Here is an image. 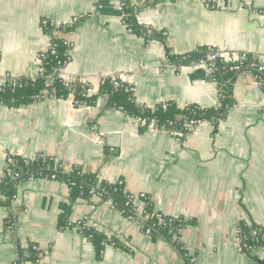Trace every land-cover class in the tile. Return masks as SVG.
I'll list each match as a JSON object with an SVG mask.
<instances>
[{
	"label": "crops",
	"instance_id": "1",
	"mask_svg": "<svg viewBox=\"0 0 264 264\" xmlns=\"http://www.w3.org/2000/svg\"><path fill=\"white\" fill-rule=\"evenodd\" d=\"M124 4L139 26L164 38L132 32ZM44 18L50 35L72 43L63 74L85 80L86 96L95 98L76 109L53 97L0 105V178L14 156L52 157L64 172L80 166L188 220L179 240L193 264H264V247L244 251L237 234L242 223L264 226V90L255 75H235L224 117L180 135L148 127L100 93L101 80L118 74L139 105L219 107L218 82L205 66L177 67L168 54L225 47L264 64V0L210 7L204 0H0V87L37 72L50 41ZM73 23L69 33L57 29ZM110 204L53 178L20 182L11 203H0V264H183L169 243ZM84 216L97 227L82 229ZM28 246L39 250L37 261Z\"/></svg>",
	"mask_w": 264,
	"mask_h": 264
},
{
	"label": "trees",
	"instance_id": "2",
	"mask_svg": "<svg viewBox=\"0 0 264 264\" xmlns=\"http://www.w3.org/2000/svg\"><path fill=\"white\" fill-rule=\"evenodd\" d=\"M123 13L124 21L132 32L143 33L146 37H151L147 36V29L139 26L136 22L133 11L128 4H124ZM75 24L59 26L57 29L58 31L69 33ZM52 27L51 23L42 24L44 32H48ZM150 31L152 32V36L158 37L161 40L164 38V36L155 33L151 29ZM51 42L55 52L47 51L40 65L44 68L45 74L56 72L58 70V62L63 63L69 60L66 54L68 46L63 44L62 37L53 36ZM205 49L206 47L181 55L168 54V60L177 67L196 62L204 56ZM253 63L259 66L261 62L255 56L246 54V60L242 63V69L252 70L258 75L261 88L264 90V72L251 68L250 66ZM228 66V63L218 61L216 63V70L210 73V77L218 82L219 107L202 108L195 104H189L183 108H179L174 102L168 101L149 108L137 104L133 96L124 92L123 89H114L109 78H106L100 86V93L107 95L111 106L116 108L122 107L127 115L145 120L148 127L149 120L155 119V128L157 129L186 133L191 130L188 123L192 119H202L209 122L217 121L224 117L233 101L231 83L235 75L239 73V71H230ZM44 81L43 76L35 74L32 77L21 76L17 78L14 84L5 82L0 87V105L17 107L30 104L45 97L64 98L67 95L68 89L63 81L56 79L50 87H46ZM75 97L82 104L89 103L95 98L87 97L79 84L75 85ZM34 177H48L63 181L72 188L81 189L87 195L101 194L103 199L113 203L116 210L125 216L137 220L143 232L147 233L153 240L161 239L169 243L181 256L183 264H193L192 257L183 248L179 240L181 229L190 223L188 220L170 216L157 210L155 211L153 203L146 195L138 196V200H135L133 195L124 191L122 183L99 181L94 173L85 172L80 166H75L69 172H64L59 166L58 161L52 157L38 155L34 159H28L14 156L13 162L7 164L3 177L0 178V196L4 198V200H0V203L9 205L15 196L17 185L26 179ZM136 201L143 204L141 215L137 214ZM156 214H159L160 218ZM12 225L13 219L9 217L6 220V226L12 227ZM239 239L244 251L264 247V226L249 228L244 223L240 224ZM28 250L33 254L30 256V259L37 261L39 259V250L32 246H28ZM16 264H20V258Z\"/></svg>",
	"mask_w": 264,
	"mask_h": 264
},
{
	"label": "built area",
	"instance_id": "3",
	"mask_svg": "<svg viewBox=\"0 0 264 264\" xmlns=\"http://www.w3.org/2000/svg\"><path fill=\"white\" fill-rule=\"evenodd\" d=\"M216 0H204V3L207 7H210ZM78 18H75L74 22H77ZM47 23H51V21L47 18L42 19L41 21V26L46 25ZM52 24V23H51ZM53 28V27H52ZM51 30H48L47 35H49V46L46 50L40 52L38 54V68H37V72L35 74H38L39 76H43L45 79V86L46 87H50L54 84V81L56 79L61 80L64 82V84L66 85V88L68 89V93L67 95L64 97L65 103L69 106H71L72 108H78L82 105V103H80L76 97H75V85L79 84L82 87L83 92L87 93V89H88V83L78 77L75 76H65L63 74V68L65 67L67 62H63L60 63L58 62V70L54 73H49V74H45L44 68H42L40 65L43 61V59L45 58V53L47 51H51L52 53H54V49L52 46V38L53 36L50 35ZM147 36H150L152 34V32L150 30L147 31ZM62 42L63 44L67 45L68 48L66 49V54L69 57V50L71 48V41L65 38H62ZM246 60V54L244 53H236L233 52L225 47H214V46H208L205 49V53L204 56L202 58H200L198 61L200 63H202L206 70L210 73L214 72L216 70V63L218 61L220 62H226L229 64L228 69L230 71H249L251 73H253L257 79V82L259 83V85H261L258 75H256L252 70H245L242 69V63L243 61ZM260 61V60H259ZM261 62V61H260ZM251 68H256L259 72H264V64L261 62L259 66H257L255 63L251 64L250 66ZM32 77V76H31ZM112 82V86L114 89H123L124 92L128 93V94H133L134 92V88L133 86L126 84L125 82L122 81V78L118 75V74H113L109 77ZM103 78L101 80V85L104 83L105 79ZM17 81L16 77H7L5 79V82H11V83H15ZM4 82V83H5ZM46 91V89H45ZM147 107V106H146ZM119 110H123L122 107H119ZM141 120V119H140ZM144 122H146L145 120H142ZM204 122H206L205 120L202 119H192L189 121L188 126H190V128H195L197 126H200L201 124H203ZM149 127H155L156 123H155V119H150L149 120ZM177 134H182V132H178ZM98 196H101V194H97ZM143 196V194L141 195ZM110 206L111 208H114L113 203L110 201ZM137 206V214L141 215V210H142V206L143 204H136ZM156 216L158 218H160L159 214H156ZM131 219H134L132 217H130ZM78 224L82 227V229H86V230H90V229H95L97 227V223L93 222L90 220V218L88 216H84L81 220H79ZM238 236H239V230H238ZM242 245L240 244V249H242Z\"/></svg>",
	"mask_w": 264,
	"mask_h": 264
}]
</instances>
